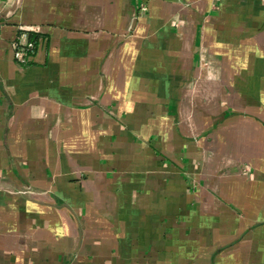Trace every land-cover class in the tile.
I'll use <instances>...</instances> for the list:
<instances>
[{"label": "crops", "instance_id": "crops-1", "mask_svg": "<svg viewBox=\"0 0 264 264\" xmlns=\"http://www.w3.org/2000/svg\"><path fill=\"white\" fill-rule=\"evenodd\" d=\"M0 264H264V0H0Z\"/></svg>", "mask_w": 264, "mask_h": 264}, {"label": "built area", "instance_id": "built-area-1", "mask_svg": "<svg viewBox=\"0 0 264 264\" xmlns=\"http://www.w3.org/2000/svg\"><path fill=\"white\" fill-rule=\"evenodd\" d=\"M31 45H32L31 42H29L28 40L23 44L14 42L13 43V57L16 60L23 62L26 56L25 49H30Z\"/></svg>", "mask_w": 264, "mask_h": 264}, {"label": "trees", "instance_id": "trees-1", "mask_svg": "<svg viewBox=\"0 0 264 264\" xmlns=\"http://www.w3.org/2000/svg\"><path fill=\"white\" fill-rule=\"evenodd\" d=\"M28 41L31 42V48L30 49H25L26 55L29 54V52L32 50L34 44H35V35L32 33L28 34Z\"/></svg>", "mask_w": 264, "mask_h": 264}]
</instances>
